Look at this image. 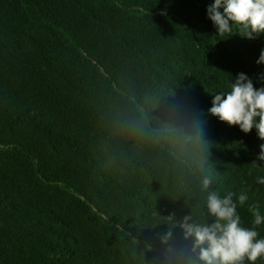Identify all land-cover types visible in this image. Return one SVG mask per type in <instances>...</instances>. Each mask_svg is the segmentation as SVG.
I'll return each instance as SVG.
<instances>
[{
	"label": "trees",
	"instance_id": "trees-1",
	"mask_svg": "<svg viewBox=\"0 0 264 264\" xmlns=\"http://www.w3.org/2000/svg\"><path fill=\"white\" fill-rule=\"evenodd\" d=\"M212 2L0 0V264H199L205 177L264 214V140L208 111L264 87V35H217Z\"/></svg>",
	"mask_w": 264,
	"mask_h": 264
},
{
	"label": "clouds",
	"instance_id": "clouds-1",
	"mask_svg": "<svg viewBox=\"0 0 264 264\" xmlns=\"http://www.w3.org/2000/svg\"><path fill=\"white\" fill-rule=\"evenodd\" d=\"M206 13L217 35H232L234 26L247 39L264 35V0H213ZM257 64H264V49ZM208 111L230 127H239L245 134L255 128L258 138L264 140V87L256 88L245 73L232 79L230 90L215 95ZM258 159L264 160V144L260 145ZM257 183L264 184V178L257 177ZM210 186L211 178L205 177L202 190L207 193V215L213 220L198 222L191 215L185 216L179 224L184 240L193 238L191 252L197 253L199 264H255L264 257V238H259L256 230V226L264 224V214L258 206L252 205L249 212L253 227L243 226L237 209L245 203L247 195L242 193L234 200V192L221 196ZM164 239L166 242L168 236ZM166 264L173 261L168 260Z\"/></svg>",
	"mask_w": 264,
	"mask_h": 264
}]
</instances>
